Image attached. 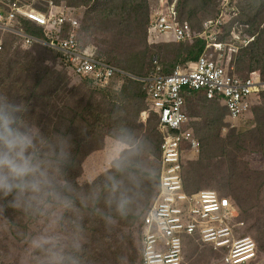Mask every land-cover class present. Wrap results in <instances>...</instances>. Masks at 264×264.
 Masks as SVG:
<instances>
[{"label": "rangeland", "instance_id": "obj_1", "mask_svg": "<svg viewBox=\"0 0 264 264\" xmlns=\"http://www.w3.org/2000/svg\"><path fill=\"white\" fill-rule=\"evenodd\" d=\"M34 1L37 3L31 4L33 9L44 10L42 2ZM48 1L55 7L61 6L75 12L80 31L76 42L81 49L91 50L94 57L98 56L97 59L113 64L129 75L145 76L156 72L157 67L161 68V73L168 70L171 73L173 65H184L183 58L176 59L178 62L172 58L178 45L161 44L154 47L145 42L142 23L154 15V8L161 5L158 4L159 0H113V3L108 2L112 0H105L101 5L97 2L102 0ZM167 1L177 2L182 20L191 22L195 32H202L203 22L213 19L217 27L212 36L207 34L208 38H213L209 44H223V47L222 51L210 47L208 55L224 61L226 69L233 68L235 74L247 76L250 59L246 55L248 51L243 53L241 49L248 46L251 35H257L256 39L260 38L264 47V0H232L231 9H228L231 12L222 17V22H227L232 29L225 32V41L224 38L218 39L221 10L217 15L215 0H162L163 3ZM12 2L0 0V29L3 30L0 31V45L3 48L0 61L12 59L25 63L29 59L35 60L33 68L28 70L26 86L34 71L39 72V77L44 78L45 83L42 79L40 88H36L37 93L31 96L12 90L0 80V96H7L17 103H26V114L41 127L46 136L53 139L60 135L71 137L67 178L76 189V215L84 236L81 250L75 254L80 264H141V226L156 195L160 172L158 160L161 156L157 117L149 109L144 84L138 82L143 98L134 99L130 94L132 89L122 92L121 79L102 92L75 77L59 54L44 49L40 43L23 46L11 33H3L20 31L13 23L4 20L6 6H11ZM120 3H125V15L106 14ZM130 5L136 7L137 18L127 16ZM14 13L17 21L19 16L24 17L23 12ZM234 26L238 28L235 35L239 36V40L235 41L230 39ZM58 27L47 29V34L56 33ZM157 36L158 42H174L172 33ZM183 49L187 47L183 46ZM14 53L16 57H12ZM51 87L52 91L45 95ZM198 94L190 95L187 99L191 128L201 149L199 152L187 150L184 155L186 190L195 192L213 189L221 196H228L233 203V197H237L238 203L242 205V214L233 224L243 220L247 227L239 230L250 235L257 245V259L250 264H264V97L254 101L251 112L239 121H231L223 104L208 102L203 92ZM69 109L75 114L84 116L87 111L90 115L85 121L77 115L70 121L72 114ZM52 114L55 115L45 120ZM121 126L149 141V149L143 157L147 165L146 177L141 178L135 188L131 210L124 217L110 210L103 198L95 207L82 199V194L92 191L93 187L96 190L102 188L107 175L104 153L108 138ZM90 178L95 179L94 185L82 183ZM238 203L236 205L239 206ZM0 206L3 207V211H0V264H36L29 240L44 231L46 224L20 208H6L2 200ZM105 216H111V219L106 220ZM73 218V214H66V221ZM65 227L70 228L71 224L66 223ZM219 258L210 248L191 240L183 264H218Z\"/></svg>", "mask_w": 264, "mask_h": 264}, {"label": "built area", "instance_id": "obj_2", "mask_svg": "<svg viewBox=\"0 0 264 264\" xmlns=\"http://www.w3.org/2000/svg\"><path fill=\"white\" fill-rule=\"evenodd\" d=\"M221 1V21L218 26L225 24L222 17L231 12L228 9L232 5V0ZM47 4L52 5L49 1ZM160 4L152 16V34L156 35L153 30L157 35L172 33L174 42L192 40L191 26L180 20L176 2L161 1ZM15 8L5 19L9 23L17 16L14 11H20L39 27L55 29L61 24V20L47 18L36 11ZM67 11L66 20L70 26L68 37L61 39L55 35V43H46L21 35L24 44L31 45L37 41L48 46L61 54L72 74L79 78H92L99 87H105L116 74L143 83L150 110L158 119L161 138L159 182L156 196L142 224L141 264H183L186 247L191 240L220 256L218 264L254 262L257 259V245L250 235L239 230L247 227L245 222L241 220L233 224L242 214L240 208L228 196H221L213 189L196 192L186 190L184 154L188 148L198 152L201 146L189 126L186 95L203 92L209 102L218 101L224 105L229 120L239 121L251 112L255 96L264 93V79L236 75L233 68L227 70L223 63L208 55L210 47L218 50L223 47L222 44H209L213 38H208L207 34L212 36L217 27L213 21L204 25L202 36L208 45L196 62L178 65L169 74L161 73V68L157 67L156 72L146 76L129 75L96 59L91 50L80 48L75 40L78 20L73 17L71 10ZM3 26L9 27L6 24ZM236 32L237 29L232 33L231 40H239Z\"/></svg>", "mask_w": 264, "mask_h": 264}, {"label": "clouds", "instance_id": "obj_3", "mask_svg": "<svg viewBox=\"0 0 264 264\" xmlns=\"http://www.w3.org/2000/svg\"><path fill=\"white\" fill-rule=\"evenodd\" d=\"M27 111V105L0 96V200L46 224L44 231L29 240L36 264H80L75 253L81 250L84 241L83 228L76 215V189L67 178L71 137L46 136ZM148 149L149 141L127 127L112 132L104 153L107 165L104 184L100 190L93 187L82 194V199L95 207L103 198L110 210L126 216L135 188L146 177L143 157ZM82 183L94 185L95 179ZM69 213L75 218L66 221ZM105 219L110 220L111 216ZM66 223L71 227L66 228Z\"/></svg>", "mask_w": 264, "mask_h": 264}, {"label": "trees", "instance_id": "obj_4", "mask_svg": "<svg viewBox=\"0 0 264 264\" xmlns=\"http://www.w3.org/2000/svg\"><path fill=\"white\" fill-rule=\"evenodd\" d=\"M48 0H38V2H42V6L44 8V10L42 9V11H38L37 9H33L31 4L32 3H37V2H32L31 0H13V2L11 3V6H6L5 9V13H4V20L6 19L7 15L6 13H9L12 11L13 8L15 7H21L24 11H36L40 14H44L47 18H52V19H59L61 20V24L59 25V32L54 33L52 35H48L47 34V29L45 27H39L37 25H35L34 23H32L33 21L30 19H27L25 17H18V21H17V16H15L14 20H13V26L17 29H19L20 31H18L19 33H13V32H9V31H5L3 33H11L15 38H17L19 40V42L24 45V38L21 35H26L30 38H34L37 41H42V42H54L55 43V35H57V37L59 36L61 39L68 37V34L70 32V26L66 20L67 17V10L62 8L61 6L59 7H55L54 5L49 6L47 4ZM162 0H159V3H161ZM216 1V6H217V15L220 12L221 8H222V1L221 0H215ZM102 2H106L105 0H102L100 3L97 2V4H100ZM108 2H115V1H108ZM171 2H176V1H171ZM170 2V3H171ZM133 5V3H131ZM130 5V8L127 12V16L134 17L137 18V9L136 7ZM158 6H156V8H154L153 12H155V10L157 9ZM176 8L178 11V15L180 20L183 22L184 20H182L181 18V13H180V8L179 5L176 2ZM125 9V3H120L118 5H116L115 7H113L110 12L107 11L106 14L109 15H125L124 12ZM0 10H1V6H0ZM71 10V9H68ZM53 11H55V13H53ZM73 12V11H72ZM1 13V11H0ZM73 17L77 19V16L75 15V12L72 13ZM152 16V15H151ZM217 18V17H216ZM215 18V19H216ZM122 19V18H121ZM214 19V20H215ZM235 19V18H234ZM151 21H152V17H150V19H146V21L144 23H142V32L145 36V42L148 46H157V45H161V44H175L178 48L176 50L175 53H173L174 56H172L173 60H175L176 62H178V58H183L182 64H186L188 62H195L198 60V58L205 52V49L207 48L208 42L206 41V39L202 36L203 31H204V25L205 23L209 22V21H213V19H208L205 20L203 22V27H202V32H195L193 29V26L191 24V22L189 23L188 20H185L184 22H187L190 24L192 32H193V39L192 40H187V41H182V42H158V36L152 34V32L150 31V25H151ZM214 22V21H213ZM49 24V21H48ZM220 31H219V36L218 39L220 38H224V41L227 39V37H224L225 32L228 29H231V26L228 23H225L223 25H220ZM238 29L237 26L233 27V31ZM232 30V29H231ZM0 31L2 32L3 30L0 29ZM26 34H24V33ZM231 32V31H230ZM77 33H80L79 31V26L78 29L76 30V34H75V40L77 39ZM232 35V34H231ZM250 36V35H249ZM260 36V35H258ZM251 40L248 43V46H246L245 48L241 49V52H246V55L249 56L250 59V65H249V73L247 74V76H252L255 74H261L264 75V47L262 40L260 38H257V35L255 36H250ZM35 41L31 44V46H35L38 42ZM220 43H222V41H220ZM223 45V44H222ZM183 46H186L187 49H183ZM26 47V46H25ZM44 49L51 51V52H55L57 54H59V56H61L60 53L50 49L48 46L42 44V46ZM213 47V46H212ZM152 48V47H150ZM214 48V47H213ZM212 48V49H213ZM2 46L0 45V52L2 51ZM222 51V50H219ZM150 53H152V49L149 50ZM230 55V54H228ZM231 56V55H230ZM12 57H16V54H12ZM98 56H96L95 58L97 59ZM62 58V56H61ZM99 60V59H98ZM35 64V60L29 59L27 60L25 63H18V62H14L12 59H7L4 62L0 61V80H2V83H6L8 84L9 87L12 88V90H16L18 92H22L25 94H29L31 96H35L34 93H37L38 90H36V88L40 85L42 79H43V83H45V79L44 78H40L39 77V72L38 71H34L28 85L26 86V83L29 79V73L28 70H31L33 68V65ZM107 64H110L107 62ZM113 65V64H110ZM12 66H15L12 68ZM177 65H173L171 69L175 68ZM164 74H168L170 72V70L168 71H164ZM74 75V74H73ZM148 75V74H147ZM75 76V75H74ZM146 76V75H145ZM77 77V76H75ZM139 77V76H138ZM142 77V76H141ZM79 78V77H77ZM82 79L83 81L87 82L89 85L93 86L95 89L102 91V92H106L105 89H109L112 87V84L115 83V81L117 79H121L123 80V86L121 87V91H126L127 89H132L133 92L130 93L132 95V97L134 99H137L139 97H144L143 92L141 91L140 88H138L139 84L138 81L131 79L130 77L127 76H122L121 74H116L114 77H112L110 79V82H108V84L105 87H99L97 86L92 78H79ZM1 85V83H0ZM49 85V84H48ZM40 88V86H39ZM52 91V87L46 91V94H49ZM0 93H1V88H0ZM190 95H197L196 93H189L186 96V102L187 99ZM261 97H264V93H261L257 96H255L254 101H257L258 99H260ZM205 100L206 97H205ZM209 102V100H207ZM253 101V103H254ZM216 102V101H214ZM26 105V103H24ZM149 106V105H148ZM150 109V106H149ZM186 110H187V103H186ZM72 115H71V120L75 119V116L77 115L81 120L85 121L87 119V115H90L87 111H85L84 116L83 114H75V112L71 111L70 109L68 110ZM151 111V110H150ZM152 112V111H151ZM154 113V112H152ZM188 114V113H187ZM55 114L49 115L45 118V120H49V117L54 116ZM156 116V115H155ZM157 117V116H156ZM191 127V122L190 125ZM160 144V142H159ZM187 150H190L189 148ZM186 150V151H187ZM158 178V177H157ZM157 189H158V182H157ZM198 191V190H197ZM196 192V191H195ZM157 193V191H156ZM156 196V195H155ZM155 198V197H154ZM153 198V200H154ZM234 198V203H238L237 201V197H233ZM9 200L11 199L10 197L8 198ZM152 200V202H153ZM151 202V204H152ZM236 203V204H237ZM2 204L6 207V208H10L13 210V207L10 206L7 201L2 200ZM239 204V208H242V205ZM151 206V205H150ZM150 208V207H149ZM148 208V210H149ZM240 208V209H241ZM244 209V208H243ZM147 210V212H148ZM245 215H247L246 210H243ZM249 217V215H248ZM250 218V217H249ZM144 220V219H143ZM143 224V223H142ZM141 231H142V226H141ZM142 235V233H141Z\"/></svg>", "mask_w": 264, "mask_h": 264}, {"label": "crops", "instance_id": "obj_5", "mask_svg": "<svg viewBox=\"0 0 264 264\" xmlns=\"http://www.w3.org/2000/svg\"><path fill=\"white\" fill-rule=\"evenodd\" d=\"M206 50V49H205ZM216 61H217V59H215ZM219 62H221V63H223V65L225 66V68H226V64L224 63V61H222V60H218ZM196 62V61H195ZM191 63H193V62H191ZM227 70H231V68L230 67H228V69ZM232 71H233V73H234V70L232 69ZM237 75V74H236ZM245 77H250V76H245ZM252 77H260V78H263L264 79V75H261V74H255V75H252ZM189 93H187V95H188ZM197 95H199L198 93H196ZM186 95V96H187ZM203 96H204V94H202ZM204 98H205V96H204ZM218 102V101H217ZM187 103V102H186ZM221 103V102H220ZM222 104V103H221ZM158 182H159V180H158ZM189 243H190V241H188ZM187 242V243H188ZM189 243H188V245H189ZM187 248V247H186Z\"/></svg>", "mask_w": 264, "mask_h": 264}]
</instances>
